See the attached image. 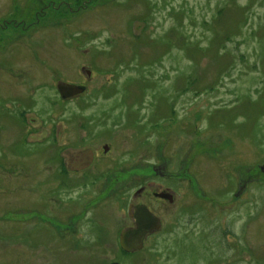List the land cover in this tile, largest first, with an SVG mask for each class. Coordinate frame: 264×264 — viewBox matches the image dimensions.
Returning <instances> with one entry per match:
<instances>
[{
    "label": "rangeland",
    "instance_id": "obj_1",
    "mask_svg": "<svg viewBox=\"0 0 264 264\" xmlns=\"http://www.w3.org/2000/svg\"><path fill=\"white\" fill-rule=\"evenodd\" d=\"M2 1L0 77H94L123 158L199 177L159 264H264V0Z\"/></svg>",
    "mask_w": 264,
    "mask_h": 264
},
{
    "label": "flooded vegetation",
    "instance_id": "obj_2",
    "mask_svg": "<svg viewBox=\"0 0 264 264\" xmlns=\"http://www.w3.org/2000/svg\"><path fill=\"white\" fill-rule=\"evenodd\" d=\"M5 20L0 31L15 21ZM93 79L0 77V264H159L147 243L172 236L176 217L204 204L189 169L137 161L153 159L145 144L123 158L101 105L110 93ZM71 86L82 91L60 90ZM130 232L141 248L122 247Z\"/></svg>",
    "mask_w": 264,
    "mask_h": 264
},
{
    "label": "water",
    "instance_id": "obj_3",
    "mask_svg": "<svg viewBox=\"0 0 264 264\" xmlns=\"http://www.w3.org/2000/svg\"><path fill=\"white\" fill-rule=\"evenodd\" d=\"M69 89H71V90H69ZM60 90H62V92H65V93L68 92V93H72V94H78V93H80L82 91V89L80 87H78V86L66 87V88H63V89H60ZM144 222H145V220H143V219L139 220L138 221L139 226H141ZM130 234H133V233L130 232L128 234V236H127V233H122L121 240H120V243H121L122 247L125 250H129L132 247V245L137 244V246L134 245V246H136L135 248H137V249L141 248L142 247V241H141V237L142 236L140 235V237H139L140 240L133 241V240H131L132 238H130V236H129ZM135 234L137 236H139L138 231H135Z\"/></svg>",
    "mask_w": 264,
    "mask_h": 264
},
{
    "label": "trees",
    "instance_id": "obj_4",
    "mask_svg": "<svg viewBox=\"0 0 264 264\" xmlns=\"http://www.w3.org/2000/svg\"><path fill=\"white\" fill-rule=\"evenodd\" d=\"M77 5H78V7H76V9H78V8H80V9H81V8H82L80 4H77Z\"/></svg>",
    "mask_w": 264,
    "mask_h": 264
}]
</instances>
